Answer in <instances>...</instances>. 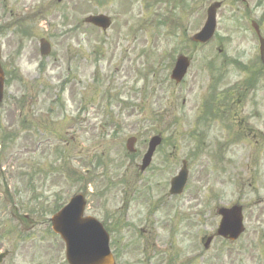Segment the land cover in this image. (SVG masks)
Returning a JSON list of instances; mask_svg holds the SVG:
<instances>
[{
	"label": "rangeland",
	"instance_id": "374dc122",
	"mask_svg": "<svg viewBox=\"0 0 264 264\" xmlns=\"http://www.w3.org/2000/svg\"><path fill=\"white\" fill-rule=\"evenodd\" d=\"M148 1L0 0L2 63L13 78L0 109V170L11 177L3 185L13 205L1 264H66L50 217L77 193L88 196V214L108 227L113 248L126 247L118 264H167L172 255L173 264H264V64L243 19L264 17V0H249L250 13L239 0H220L218 33L205 46L188 38L216 0H160L172 36L158 26L161 4ZM101 12L113 19L106 31L84 21ZM42 35L55 43L44 66ZM180 53L192 62L175 85ZM157 133L163 144L142 172L143 140ZM183 159L189 185L170 196ZM234 203L244 207L246 231L204 249L215 208Z\"/></svg>",
	"mask_w": 264,
	"mask_h": 264
},
{
	"label": "water",
	"instance_id": "95a60500",
	"mask_svg": "<svg viewBox=\"0 0 264 264\" xmlns=\"http://www.w3.org/2000/svg\"><path fill=\"white\" fill-rule=\"evenodd\" d=\"M88 22L100 25L102 27H107L109 25L108 18L100 15V16H90L87 19ZM213 25V17L211 21V25ZM212 31L211 27L208 28L207 32L204 34L203 37H207L210 32ZM42 48H43V53L48 54L49 53V46L48 44L42 40ZM187 67V59L186 58H181L177 64V67L174 71V75L176 76L177 79H180ZM2 87H3V73L0 68V98H1V93H2ZM133 142L134 139H130L128 141V148L133 151ZM159 143V138H154L151 142L150 149L148 153L145 155L144 160H143V165L142 168H145L151 159L152 153L154 151L155 146ZM186 176H187V170L184 165L183 169L180 171L179 175L173 179L172 182V192L173 193H178L181 191L185 181H186ZM77 207V204L73 201L69 206H67L65 209H63L54 219V222H56L57 226H55L56 230L60 231V227L58 224L67 216L70 212V210H74ZM66 213V214H65ZM220 213L223 215L222 223H221V230L220 232L224 234H230L232 233L236 237L239 235V233L242 231V224H241V208L240 207H234L230 210L222 209ZM60 219V220H58ZM66 239H68L66 237ZM103 247V246H102ZM72 252H74L72 250ZM108 252L106 251V248H102V252L98 255V257L103 256L102 258L100 257L98 261H95L90 264H108L109 263V257L107 256ZM72 259L75 258L71 254ZM97 257V256H96Z\"/></svg>",
	"mask_w": 264,
	"mask_h": 264
}]
</instances>
